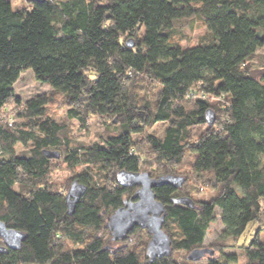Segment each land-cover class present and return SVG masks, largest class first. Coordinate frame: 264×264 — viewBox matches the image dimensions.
<instances>
[{
  "label": "trees",
  "instance_id": "obj_1",
  "mask_svg": "<svg viewBox=\"0 0 264 264\" xmlns=\"http://www.w3.org/2000/svg\"><path fill=\"white\" fill-rule=\"evenodd\" d=\"M190 18L203 23L205 34L185 45L173 39L174 28ZM234 27L237 44L224 49L219 39ZM260 49L264 0H45L29 9L0 0V220L25 233L20 248L0 253V264L192 263L187 255L202 248L217 210L223 229L211 250L218 256L201 259L235 262V254L223 252L226 240L264 223ZM25 70L51 91L22 102L13 85ZM57 107L78 129L88 131L94 116L107 128L96 142H75L71 128L55 121ZM207 111L215 116L211 126ZM160 122L161 136L144 133ZM16 144L26 150L16 153ZM187 154L190 172L175 191L191 177L212 196L174 191L162 199L158 189L171 185L154 189L166 209L162 228L171 253L149 261L146 230L135 227L115 241L106 228L137 189L118 184L116 174L177 175ZM62 163L70 183L86 186L72 214L67 190L53 177ZM177 197L191 203H174ZM254 233L242 247L244 264H264V238L259 228Z\"/></svg>",
  "mask_w": 264,
  "mask_h": 264
},
{
  "label": "rangeland",
  "instance_id": "obj_2",
  "mask_svg": "<svg viewBox=\"0 0 264 264\" xmlns=\"http://www.w3.org/2000/svg\"><path fill=\"white\" fill-rule=\"evenodd\" d=\"M10 2L12 9H29V3L26 2V0H7ZM174 36L173 39L179 41L182 44H189L194 45L196 44L200 38L205 34V28L203 23L199 19L190 18L186 20H181L176 22L175 28H174ZM239 35V30L237 27H234L233 31L229 33L228 35L220 37L219 41L221 45L226 49L228 46L236 45L237 44V38ZM259 53H264V49L258 50ZM15 94L21 99L22 102L26 101L27 99L37 95V94H43L48 93L51 91V88L46 85L37 82L31 71L25 70L22 71L17 79V81L13 85ZM54 110V116L56 122H63L71 128V134L73 136V139L75 142L83 143V144H91L93 142H96L97 133H104V130L107 128V124L99 117L94 116L91 118L89 122V129L88 131H84L81 129H78V126L76 123L70 121L65 116V108L57 107ZM165 127V123H156L152 125L149 128H146L144 130V133H151L157 136H161L163 129ZM134 140L138 139V135L133 134L132 135ZM24 150H26V147H24L21 144H16L15 151L16 153H21ZM190 161L191 156L188 154L186 155V158L184 159L183 163L177 167V175L180 176H186L190 172ZM155 168V166H152ZM54 179L61 184L63 188L66 190L68 189L69 185V172L65 168V164H61L53 174ZM175 191V188L173 186H166L161 187L158 189V195L162 199H167L170 194H172ZM66 193V192H65ZM188 193L191 198L199 200H207L211 198L212 192L209 190L203 188V186L197 184L191 177H189L188 181L183 185V188L175 191V196H182ZM219 211L217 210L216 220L212 222L209 225V228L207 230L205 242L203 243L202 248H210L213 249L211 244L214 241H217L222 229L223 225L220 221V218L218 216ZM259 228L260 238H264V223L257 224V223H250L244 233L237 239V241H233L232 239H227L226 244L227 248H224L225 254H235L237 256V259L235 262H230L228 259H226L225 256H222L219 258V261L222 264H244L245 258L242 253V247L249 243V241L254 237V232ZM215 249V255L217 254V248ZM176 257L179 260L185 259L183 253L181 255H176ZM207 257V255H206ZM203 258L196 262H188L187 260L184 264H206L207 258Z\"/></svg>",
  "mask_w": 264,
  "mask_h": 264
},
{
  "label": "water",
  "instance_id": "obj_3",
  "mask_svg": "<svg viewBox=\"0 0 264 264\" xmlns=\"http://www.w3.org/2000/svg\"><path fill=\"white\" fill-rule=\"evenodd\" d=\"M45 0H26V2L42 3ZM129 46L133 44L128 43ZM215 120L214 113L207 111L206 121L211 126ZM45 156L58 158L59 152L44 151ZM116 181L123 187L136 186L137 189L132 196L125 200L107 219L106 228L113 240L124 239L135 227L146 230L149 239L146 244L145 254L149 261L167 256L171 253V241L163 230L166 209L164 204L156 199L154 189L162 185L180 187L184 179L178 175H166L151 178L147 172H131L120 170L116 174ZM86 191V186L73 180L65 193V204L67 213L72 214L75 205L79 202ZM174 203L188 205L190 199L177 197L172 199ZM25 233L8 228L0 220V253L5 249H18L21 246ZM214 251L208 248H196L191 250L187 259L198 261L206 255H213Z\"/></svg>",
  "mask_w": 264,
  "mask_h": 264
}]
</instances>
